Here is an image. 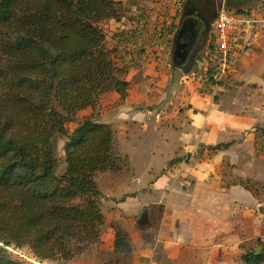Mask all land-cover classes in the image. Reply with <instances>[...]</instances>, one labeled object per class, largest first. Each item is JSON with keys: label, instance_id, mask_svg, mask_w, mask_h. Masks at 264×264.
I'll use <instances>...</instances> for the list:
<instances>
[{"label": "trees", "instance_id": "16d2710c", "mask_svg": "<svg viewBox=\"0 0 264 264\" xmlns=\"http://www.w3.org/2000/svg\"><path fill=\"white\" fill-rule=\"evenodd\" d=\"M121 18L117 0H0V264H31L11 257L10 246L29 247L51 264H72L95 248L111 258L103 264L133 253L121 229L114 249H101L106 216L96 175L125 165L113 128L92 116L68 127L105 93L124 97L130 87L101 26ZM208 49L203 74L214 86L220 63L212 59L213 40ZM255 251L243 253L244 264H264V249Z\"/></svg>", "mask_w": 264, "mask_h": 264}, {"label": "crops", "instance_id": "0c3cea01", "mask_svg": "<svg viewBox=\"0 0 264 264\" xmlns=\"http://www.w3.org/2000/svg\"><path fill=\"white\" fill-rule=\"evenodd\" d=\"M126 18L120 21L125 79L131 82L145 70L163 74V65L149 63L153 55L136 52L142 42L128 35L136 26ZM235 69L231 89L221 98L193 89L177 109L174 100H165V90L151 102L140 80L133 99L143 107L133 100L114 104L110 116L98 120L113 128L115 149L128 159L127 167L97 179L102 209L108 210L101 249L112 251L121 229L131 239L132 264H243L241 245L264 242V200L230 181L251 177L241 166L253 164L256 136L250 131L264 125V39ZM251 142L247 154L253 159L241 165L239 147ZM224 143L229 145L212 149ZM158 212L157 224L137 226L144 213L153 221Z\"/></svg>", "mask_w": 264, "mask_h": 264}, {"label": "rangeland", "instance_id": "374dc122", "mask_svg": "<svg viewBox=\"0 0 264 264\" xmlns=\"http://www.w3.org/2000/svg\"><path fill=\"white\" fill-rule=\"evenodd\" d=\"M121 1L122 5V15L126 16L131 23V26H136L134 29L131 27L128 31V35L134 37L137 36V40L142 42V46L136 49L137 53L141 55L145 54L147 51L153 55L154 62H149L153 64L163 65L165 67L164 73L155 74L150 73L145 70L141 73V76L135 75L132 77L130 82V87L128 88L124 97L117 94L115 90L110 91L109 94L102 95L95 107H88L84 110H81L75 119V121L69 123V130L72 132L76 125L86 116H92L96 120H104L110 116L113 106L116 104H127L128 101H135L134 103L136 108L139 109L143 107V104L137 102L136 98L133 99L134 93V84L139 83L140 80L146 81L145 89L149 90V99L151 102H155L157 99L161 98V92L165 90L168 94L165 96V100H174L176 102V109L181 102H184L185 92H190L193 89H198L201 93L211 92L215 93L216 99L221 98L226 89H231V83H233L232 73L236 71V67L240 63V59L248 56L252 51L246 54L242 53L239 57V61L226 73V75L220 80V83L212 86L210 81H208L205 74H203L204 66L208 65L210 50L208 49V41L201 48L197 54L194 64L187 70L176 69L172 63V37L173 30L176 28L179 14L183 7V4L187 0H117ZM203 4L209 6L210 8H221L224 5L226 0H200ZM227 4L232 7L236 6L237 3H234L232 0H227ZM234 9V8H232ZM126 18V20H128ZM108 19L101 23V26L105 30L107 36L108 46L112 49V55L116 65L122 70L128 68L127 64L123 62L125 54L124 49L120 48L121 38L123 35L120 33L122 28V22ZM125 20L123 21V23ZM160 47L161 55L158 58H155V54L158 53L157 46ZM256 50V49H255ZM235 69V70H234ZM234 70V71H233ZM126 72V71H125ZM120 76L125 79L126 74L120 73ZM138 89V88H136ZM225 90V91H224ZM230 95V93L228 94ZM115 104V105H114ZM264 125H257L255 130L250 131L255 133L256 142L254 140V146L256 151V158L252 165L241 166V169L248 170L251 174L250 178L241 176L237 178L234 176L233 180L235 182H240L246 187L252 188L253 193L259 196L260 200H264V132L262 128ZM68 138L66 136L60 137L58 139V157L60 160L59 172L62 173L65 170V144ZM222 148V147H221ZM253 148V142L246 143L244 146L239 147L240 156L244 159L241 165L245 164L247 160H252L251 153L247 154V149ZM216 150V149H213ZM123 165L127 167L128 159H125L121 156ZM123 166V167H124ZM124 167V168H125ZM242 172V171H241ZM103 172H99L96 175V179H100V182L104 180V176H101ZM98 176V178H97ZM104 200L102 201V203ZM108 205V204H107ZM137 209L136 206L132 207V210ZM108 211L107 207L103 209ZM158 211V210H157ZM155 210V212H157ZM159 217H154L153 221L149 219L147 213H144L141 218L137 220V226H151L152 223L157 224L160 218L161 213H157ZM105 231V229H104ZM243 245V246H242ZM241 245V256L240 260L243 262L242 255L245 252L254 250L257 248V241L253 243H244ZM95 248V247H94ZM8 254L15 258L31 264H51L50 262H41L38 260L32 250L29 247L17 248L15 246L7 247ZM91 251V250H90ZM94 254H86L84 257H78L79 259L74 261L72 264H103L111 260L110 257L106 254H102L100 249L95 248ZM92 252V253H93ZM111 264H132V255L127 258L113 259ZM244 264V263H243Z\"/></svg>", "mask_w": 264, "mask_h": 264}, {"label": "built area", "instance_id": "2783aa9c", "mask_svg": "<svg viewBox=\"0 0 264 264\" xmlns=\"http://www.w3.org/2000/svg\"><path fill=\"white\" fill-rule=\"evenodd\" d=\"M264 39V0L240 10L224 5L211 24V39L215 45L212 59L220 63L216 78L220 81L249 50L258 48Z\"/></svg>", "mask_w": 264, "mask_h": 264}, {"label": "flooded vegetation", "instance_id": "af4514ba", "mask_svg": "<svg viewBox=\"0 0 264 264\" xmlns=\"http://www.w3.org/2000/svg\"><path fill=\"white\" fill-rule=\"evenodd\" d=\"M219 9L210 8L200 0H187L183 4L172 37L171 55L176 69H190L201 48L207 41L209 44L211 24Z\"/></svg>", "mask_w": 264, "mask_h": 264}, {"label": "water", "instance_id": "95a60500", "mask_svg": "<svg viewBox=\"0 0 264 264\" xmlns=\"http://www.w3.org/2000/svg\"><path fill=\"white\" fill-rule=\"evenodd\" d=\"M232 1L234 3L238 4L237 7L236 6L232 7L231 5H228L227 4V0L224 2V6L226 8H229V9L234 8V9L240 10V9L246 7V6H249V5H251V4L255 3V2H258L259 0H232ZM263 249H264L263 245H258L257 248H256V251H255V254L256 255L261 254L263 252Z\"/></svg>", "mask_w": 264, "mask_h": 264}]
</instances>
